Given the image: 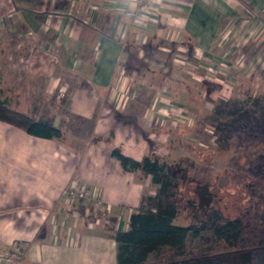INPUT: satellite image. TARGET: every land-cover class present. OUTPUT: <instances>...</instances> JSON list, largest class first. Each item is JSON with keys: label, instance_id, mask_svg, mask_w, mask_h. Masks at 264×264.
Returning a JSON list of instances; mask_svg holds the SVG:
<instances>
[{"label": "crops", "instance_id": "1", "mask_svg": "<svg viewBox=\"0 0 264 264\" xmlns=\"http://www.w3.org/2000/svg\"><path fill=\"white\" fill-rule=\"evenodd\" d=\"M134 8L133 0H0V99L61 130L42 138L0 120V264H119L115 231L129 228L152 181L112 151L157 153L169 126L163 118L157 133L158 110L192 98L175 61L213 48L222 22L238 15L236 0H158L155 13L139 16ZM133 55L144 72H131ZM73 182L97 187L110 223L66 198ZM16 248L21 259L7 261Z\"/></svg>", "mask_w": 264, "mask_h": 264}, {"label": "rangeland", "instance_id": "2", "mask_svg": "<svg viewBox=\"0 0 264 264\" xmlns=\"http://www.w3.org/2000/svg\"><path fill=\"white\" fill-rule=\"evenodd\" d=\"M250 1L236 0L238 15L222 22L213 48L191 49L188 63H181L179 58L173 62L174 69L190 82L192 98L170 100L166 107L173 111L180 108V119L173 113V118L166 117L169 126L161 131L163 141L156 138L161 144L156 146V152L183 168L190 179L210 183L220 208L229 217H235L246 206L245 178L252 176L253 167L264 161V2L257 0L260 3L256 5L255 0ZM178 52L185 53L182 49ZM130 68L131 72L146 69L136 55ZM158 118L157 133L166 129L158 125L163 120ZM157 186L147 183L144 194H155ZM192 186L185 183L181 193L189 196ZM189 221L187 211L176 220L183 224ZM188 246L193 256L213 250L199 237L188 238ZM215 249L226 254L223 244ZM254 258L252 263L244 264H264V253ZM225 260L222 255L221 264ZM214 264L220 263L216 260Z\"/></svg>", "mask_w": 264, "mask_h": 264}, {"label": "trees", "instance_id": "3", "mask_svg": "<svg viewBox=\"0 0 264 264\" xmlns=\"http://www.w3.org/2000/svg\"><path fill=\"white\" fill-rule=\"evenodd\" d=\"M0 120L37 137L61 136L58 127L12 110L2 99ZM112 154L126 171H142L158 185L155 194H143L139 207L130 215L129 228L115 231L119 264H214L216 260L221 264L222 255L224 264H244L264 253V161L257 163L252 176L245 178L246 206L235 217H229L220 208L210 183L190 179L183 168L171 164L166 157L151 153L138 160L118 148ZM185 183L194 185L188 189L189 196L181 193ZM183 211H187L189 223L176 222ZM190 237L209 243L212 252L193 256L188 246ZM221 244L226 254L215 249Z\"/></svg>", "mask_w": 264, "mask_h": 264}, {"label": "built area", "instance_id": "4", "mask_svg": "<svg viewBox=\"0 0 264 264\" xmlns=\"http://www.w3.org/2000/svg\"><path fill=\"white\" fill-rule=\"evenodd\" d=\"M135 4V8L133 10L134 16L139 15H150L155 13L156 10V3L158 0H133ZM159 109V108H158ZM170 110V111H169ZM158 112H161L162 118L166 117H172L175 114L178 118V116L182 112L180 108H177V110L171 109H165L163 112L158 110ZM173 113V115H172ZM174 121V120H173ZM66 198L74 205L78 203H83L85 205L86 202H89V213L94 216L95 220L100 221L104 220L105 222L110 223V219L107 218L109 216V213L111 211L110 206L103 200L102 196L99 193V190L95 186H88L81 184L79 182H73L71 183L64 192ZM21 251L19 248L15 249L14 253H8L6 258L7 261H19L21 259Z\"/></svg>", "mask_w": 264, "mask_h": 264}]
</instances>
